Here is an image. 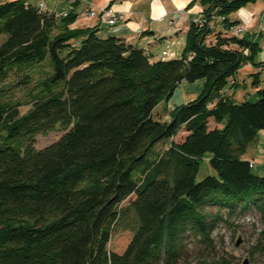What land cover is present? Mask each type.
Returning <instances> with one entry per match:
<instances>
[{
  "label": "trees",
  "instance_id": "16d2710c",
  "mask_svg": "<svg viewBox=\"0 0 264 264\" xmlns=\"http://www.w3.org/2000/svg\"><path fill=\"white\" fill-rule=\"evenodd\" d=\"M255 1L201 0L203 23L190 24L181 57L153 60L98 28L73 27L74 10L57 17L64 12L0 0V85L33 88L26 103L0 93V264H231L193 260L188 239L213 247L225 215L250 212L263 224L251 254L264 253V175L244 159L264 130V88L255 79L254 99L230 94L245 65L264 64L231 19ZM197 80L198 97L154 118ZM58 125L66 132L35 148ZM208 154L216 174L196 182ZM118 229L132 233L123 253L108 248Z\"/></svg>",
  "mask_w": 264,
  "mask_h": 264
},
{
  "label": "crops",
  "instance_id": "0c3cea01",
  "mask_svg": "<svg viewBox=\"0 0 264 264\" xmlns=\"http://www.w3.org/2000/svg\"><path fill=\"white\" fill-rule=\"evenodd\" d=\"M25 1L33 5L43 2L50 11L74 10L77 18L73 27L98 28L100 37L114 36L140 49L149 47L153 60L181 57L186 44L187 30L192 22L202 19L203 9L201 1L196 0H79L74 5L67 0ZM91 8L96 9L94 17L86 15ZM109 10L124 13L125 20L109 27L105 23ZM231 19L239 20V24L244 26L242 35L258 42L259 52L254 61L264 62V0L247 4L234 13ZM164 51L168 52L167 56H163ZM237 76L240 84L230 93L237 102L255 96L257 90L253 85L255 79L260 81L259 87L264 88V64L245 65ZM204 86L205 80L181 83L169 100L162 101L156 107L155 114L162 120H169V113L175 106L194 100L203 92ZM183 135L186 133L181 132L176 140ZM244 159L249 160L246 155Z\"/></svg>",
  "mask_w": 264,
  "mask_h": 264
},
{
  "label": "rangeland",
  "instance_id": "374dc122",
  "mask_svg": "<svg viewBox=\"0 0 264 264\" xmlns=\"http://www.w3.org/2000/svg\"><path fill=\"white\" fill-rule=\"evenodd\" d=\"M116 1V0H115ZM180 20V19H179ZM244 31V26H243ZM242 31V32H243ZM5 36H0V44ZM32 86V85H31ZM30 87H17L16 80L11 78L6 83L0 85L2 99L8 101H20L26 103L30 100L29 94L33 91ZM255 97H253L254 99ZM242 100V99H239ZM30 105L23 104L20 108V114H25ZM157 118V115H154ZM214 124H211L212 128ZM60 125L48 133L39 134L35 137L33 143L35 148L41 149L58 140L64 133ZM2 134V132H0ZM182 136L177 139L180 140ZM161 143L155 148L159 151ZM246 156L253 163L252 171L254 174L264 175V130L259 132L258 138L248 147ZM210 155H206L200 160L196 182L201 181L207 175H215V171L209 163ZM135 196H132V199ZM127 202L124 203L126 205ZM263 229L259 217L255 213H246L245 215L224 216V221L220 222L212 234L213 247H206L195 239H188V249L193 260H213L219 256H224L231 260V264H264V253L254 252L260 233ZM132 239V233L127 229L114 230L108 248L116 253H123ZM239 241V244L237 242Z\"/></svg>",
  "mask_w": 264,
  "mask_h": 264
},
{
  "label": "built area",
  "instance_id": "2783aa9c",
  "mask_svg": "<svg viewBox=\"0 0 264 264\" xmlns=\"http://www.w3.org/2000/svg\"><path fill=\"white\" fill-rule=\"evenodd\" d=\"M70 1H75V0H70ZM196 1H201V0H196ZM39 8L40 9H45V4L44 3H39ZM96 9H90L89 11L86 12V15L88 17H94L96 15ZM62 16V17H65L67 16V12H64L62 14H57V17L59 16ZM125 20V15L124 13L120 12V13H116L112 10H109V16L106 18L105 20V23L109 26V27H112V26H116L117 23L119 21H124ZM203 21L201 20L200 21V24H202ZM243 31V26L239 25L238 28H237V32H242ZM146 54H149L150 53V48L149 47H146L144 48ZM168 55V52L167 51H164L163 52V56H167Z\"/></svg>",
  "mask_w": 264,
  "mask_h": 264
},
{
  "label": "water",
  "instance_id": "95a60500",
  "mask_svg": "<svg viewBox=\"0 0 264 264\" xmlns=\"http://www.w3.org/2000/svg\"><path fill=\"white\" fill-rule=\"evenodd\" d=\"M237 244H239V241L237 242ZM244 264H246V261H244Z\"/></svg>",
  "mask_w": 264,
  "mask_h": 264
}]
</instances>
